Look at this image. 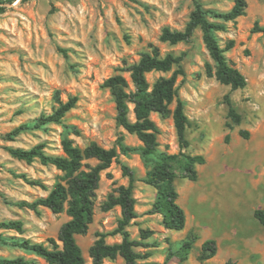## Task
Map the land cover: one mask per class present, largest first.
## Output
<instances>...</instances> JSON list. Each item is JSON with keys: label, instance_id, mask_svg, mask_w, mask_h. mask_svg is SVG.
<instances>
[{"label": "rangeland", "instance_id": "obj_1", "mask_svg": "<svg viewBox=\"0 0 264 264\" xmlns=\"http://www.w3.org/2000/svg\"><path fill=\"white\" fill-rule=\"evenodd\" d=\"M199 1L205 8L219 11H227L234 4V0ZM246 3L245 14L227 22V31L216 33L221 46L234 40L225 55L247 80L244 88L235 90L206 76L205 64L214 68L215 63L200 29H195L191 40L174 45L159 39L166 26L184 29L194 9L193 0H14L1 5L0 222L15 219L23 226L21 233L0 229L8 241L0 243V256L24 255L33 264H48L13 241L45 242L55 237L69 219L65 212L53 213L46 207L35 212L17 204L31 202L48 192L30 185L25 178L38 179L51 187L62 172L50 164L18 160L8 147L29 148L45 143L48 153L61 154L64 136L79 147L91 141L105 148L117 147L120 136L125 145L140 146L137 136L118 124L112 94L102 85L108 77L121 73L132 86L129 72L121 69L138 61L140 53L152 44L161 54L185 52L181 61L183 74L177 76L175 85L188 118L185 134L189 142L181 149L172 117L174 100L169 105V115L150 114L158 127L156 153L202 154L205 163L196 165V180L177 177L174 181L177 202L185 211V225L176 231L163 226L160 214L148 213L155 189L143 178L151 163L138 152L119 153L117 160L100 173L88 231L76 236L84 264H92L88 249L97 233L107 234V243L121 240L120 235L109 234L117 226L120 208L103 211L101 206L116 186L128 184L122 164L133 171V196L139 215L127 230L133 239L139 238L141 228L153 230L150 240L157 246L151 248L150 260L178 264L179 256L167 259L169 253L191 239V249L182 264H225L228 260L235 264H264V226L253 216L256 208L264 209V34L251 32L255 22L264 26V0ZM177 69L174 66L168 72H149L146 79L151 86L158 77H168ZM56 91L62 101L77 97L75 107L62 122L31 126L9 140L6 135L12 129L51 113L56 106ZM225 95L241 116L239 124L227 118ZM129 108V118L134 121L133 104ZM226 121L232 123V128L226 127ZM241 129L248 131V138L239 134ZM86 162L96 164L94 159ZM206 239L216 241V253L202 260L201 244ZM103 264L124 261L117 257L105 259Z\"/></svg>", "mask_w": 264, "mask_h": 264}, {"label": "trees", "instance_id": "obj_2", "mask_svg": "<svg viewBox=\"0 0 264 264\" xmlns=\"http://www.w3.org/2000/svg\"><path fill=\"white\" fill-rule=\"evenodd\" d=\"M14 0H0V9L5 2L11 3ZM194 9L189 15V20L183 30L171 29L166 26L159 36L160 41L171 45L191 40L195 29H200L202 40L215 63L205 64V73L208 77H214L218 82L229 85L231 89L244 88L247 84L246 77L234 67L225 55V51L234 46V40L229 39L221 46L216 35L217 32L227 31V22L233 21L245 14L246 0H234L233 6L227 11H219L212 8H205L199 0H193ZM251 32L264 34V26L257 22L251 28ZM185 52L175 55L172 52L161 54L157 46L149 44L147 49L140 53L138 61L133 62L121 71L130 74L132 86L121 74L108 77L103 82V87L108 88L112 94L116 106V120L128 133L134 134L141 141L138 147H132L123 143V137L117 140V147L105 148L97 142L91 141L84 147H79L74 140L68 136L61 139V154L48 153L45 143H37L29 148L8 147V152L18 160L31 163L39 161L43 165H53L62 172L58 179L48 187L38 179H27L25 181L33 186L47 190V194L39 196L31 202L19 201V206H25L35 212L39 207H46L53 213L65 212L69 219L64 222L55 237L51 236L45 242H33L29 239H17L14 245L25 252H31L42 257L48 264H84L85 258L77 243L76 236L85 234L94 216V197L98 188L100 173L110 167L114 160H117L119 153L128 154L138 152L145 162H150L151 167L146 171L143 181L155 189V197L149 214H160L162 224L169 230H181L185 225V211L177 202L178 191L174 184L177 177L196 180L198 172L196 165L204 164L205 157L202 154H190L179 152L169 154L165 151L156 153L158 146V127L150 118L152 112L162 116L171 113L169 105L176 100L172 111V117L176 134L181 149L189 145L186 139V126L188 118L184 112V103L178 98L176 78L183 74L181 61ZM174 66V70L168 77L160 76L150 86L146 74L153 71L168 72ZM56 106L51 113L41 114L32 121V124L24 123L7 133V138H13L29 128H40L47 123H61L65 115L75 107L77 97L71 96L62 101L59 92L54 94ZM228 105L227 118L233 123L239 124L240 114L236 111L228 95H225ZM133 104L135 120L129 118V104ZM227 128H232V123L226 121ZM75 133H78L74 129ZM239 134L248 138V131L241 129ZM226 141L229 134L225 135ZM156 155V157H152ZM94 159L96 164L90 165L87 160ZM180 172L178 173L177 168ZM122 172L128 176L127 185H118L108 195L102 204L103 211L110 210L116 206L120 208V217L117 226L109 233L120 235L118 242L107 243V234L97 233L96 239L89 246L88 255L92 264H103L105 259L114 260L121 257L124 264H168L167 260L158 262L150 260L151 248L157 246V242L150 240L153 230L141 228L139 238H131L127 227L131 221L139 215L135 210L136 199L133 196L134 175L128 166L121 165ZM254 218L264 226V209L256 208L253 211ZM22 222L10 219L0 222V229L22 232ZM7 239L0 233V243H7ZM191 239L185 240L176 252H170L169 256L177 254L179 263L186 259L191 249ZM216 253V241L206 239L201 244L200 259L205 260ZM0 264H33V260L27 259L24 255L15 257L0 256ZM225 264H235L228 260Z\"/></svg>", "mask_w": 264, "mask_h": 264}]
</instances>
